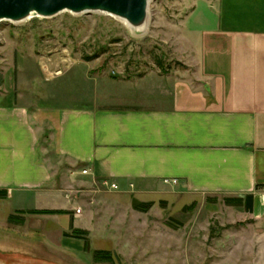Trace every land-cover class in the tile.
<instances>
[{
	"label": "crops",
	"instance_id": "0c3cea01",
	"mask_svg": "<svg viewBox=\"0 0 264 264\" xmlns=\"http://www.w3.org/2000/svg\"><path fill=\"white\" fill-rule=\"evenodd\" d=\"M184 30V71L105 83L73 103L0 90V228L41 234L64 264H83L68 253L86 251L73 232L105 250L106 197L252 194L264 221V0H197ZM0 264L63 263L11 254Z\"/></svg>",
	"mask_w": 264,
	"mask_h": 264
},
{
	"label": "rangeland",
	"instance_id": "374dc122",
	"mask_svg": "<svg viewBox=\"0 0 264 264\" xmlns=\"http://www.w3.org/2000/svg\"><path fill=\"white\" fill-rule=\"evenodd\" d=\"M196 1L151 0L143 33L101 12L1 21L0 90L7 88L30 104L73 103L105 83L184 71L185 23ZM224 198L106 197L97 209L106 212L103 247L113 262L94 261L97 243L84 254L68 253L83 264H264V221ZM135 201L154 204L142 211ZM37 203L32 199L26 205ZM20 213L12 214L11 223L20 222ZM6 227L0 228V256L27 254L64 264L47 248L54 243L39 242L41 234L26 237L25 230Z\"/></svg>",
	"mask_w": 264,
	"mask_h": 264
},
{
	"label": "water",
	"instance_id": "95a60500",
	"mask_svg": "<svg viewBox=\"0 0 264 264\" xmlns=\"http://www.w3.org/2000/svg\"><path fill=\"white\" fill-rule=\"evenodd\" d=\"M151 0H0V22L19 23L33 16L53 17L70 11L74 14L101 12L125 20L136 32L148 26Z\"/></svg>",
	"mask_w": 264,
	"mask_h": 264
},
{
	"label": "trees",
	"instance_id": "16d2710c",
	"mask_svg": "<svg viewBox=\"0 0 264 264\" xmlns=\"http://www.w3.org/2000/svg\"><path fill=\"white\" fill-rule=\"evenodd\" d=\"M7 192L6 191H0V198H6ZM224 200L229 204L233 206H244L245 209L248 212H252L253 210V202H254V196L252 194H248L245 197H225ZM154 204L153 201L151 202H139L135 201V208L138 210H148L150 207H152ZM30 213H56L55 211H31ZM15 219L14 215H11L9 220L10 222H13ZM22 219V218H21ZM20 219V222H21ZM87 231L83 230H74L73 235L78 237H83L86 241V250L89 248V241L85 235H87ZM93 259L95 262H113V254L109 250H95L93 252Z\"/></svg>",
	"mask_w": 264,
	"mask_h": 264
},
{
	"label": "built area",
	"instance_id": "2783aa9c",
	"mask_svg": "<svg viewBox=\"0 0 264 264\" xmlns=\"http://www.w3.org/2000/svg\"><path fill=\"white\" fill-rule=\"evenodd\" d=\"M168 181H172L173 183H177L178 182V179H166V182H168ZM106 185H108L109 183H105ZM110 185V187L112 188V189H116L118 186H117V184L116 183H111V184H109ZM81 211H82V209L81 208H78L77 210H76V213H81Z\"/></svg>",
	"mask_w": 264,
	"mask_h": 264
},
{
	"label": "bare ground",
	"instance_id": "6f19581e",
	"mask_svg": "<svg viewBox=\"0 0 264 264\" xmlns=\"http://www.w3.org/2000/svg\"><path fill=\"white\" fill-rule=\"evenodd\" d=\"M123 21L129 26V24L125 20H123ZM147 30H148V26L146 28H144V32H147Z\"/></svg>",
	"mask_w": 264,
	"mask_h": 264
}]
</instances>
